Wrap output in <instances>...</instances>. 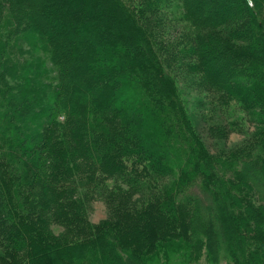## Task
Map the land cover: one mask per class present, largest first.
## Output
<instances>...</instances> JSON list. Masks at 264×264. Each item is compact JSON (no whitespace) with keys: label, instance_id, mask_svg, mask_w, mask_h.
Here are the masks:
<instances>
[{"label":"trees","instance_id":"obj_1","mask_svg":"<svg viewBox=\"0 0 264 264\" xmlns=\"http://www.w3.org/2000/svg\"><path fill=\"white\" fill-rule=\"evenodd\" d=\"M200 1L0 0V264H264V0ZM175 59L245 135L226 152Z\"/></svg>","mask_w":264,"mask_h":264},{"label":"rangeland","instance_id":"obj_2","mask_svg":"<svg viewBox=\"0 0 264 264\" xmlns=\"http://www.w3.org/2000/svg\"><path fill=\"white\" fill-rule=\"evenodd\" d=\"M221 1L222 0H210L209 2L215 3L217 4V6H219ZM200 2H202L200 3L201 11L205 13V9L207 10L209 9L207 5V3L209 2L207 0H201ZM172 7L175 8V11L179 10L177 9L176 5ZM172 16H175V12H172V15L170 17ZM168 25L166 27H161L158 29L160 31L161 36L164 37L163 39H166L167 41H169V43L172 44L173 46L177 45V43H180V41H184L183 39H181L182 34L183 32L185 33L189 28L183 27L182 24L177 23L175 26V28L177 29H175L174 31V28L172 29ZM20 41H22L21 44L23 45L25 49H28V50L30 48L33 49V55L26 53V56L29 57L35 65L36 63H38V61H41L43 59L45 60V66L52 67V63L50 62L49 59L45 57L41 49L32 48L30 44H28L27 41L25 40H20ZM169 62L172 63L171 64L172 71L177 76L180 82V85L183 89V95L186 100L187 107L189 109L193 122L196 128L202 133L203 138L205 142L207 143L210 151L214 154L222 153L223 151L228 150V148L234 145L235 143H238L239 141L244 139L245 135L237 131H230L227 133V135L225 134V137L222 136L223 134H221V131L223 130L225 121L220 120V118H215L217 117L216 112L219 109L216 110L210 105L211 103L208 104L209 100L208 98H205V94H203V92H201L200 90H197V85L196 83H194L193 76L188 73L186 68L184 69V67L179 66V63L181 62L179 59L178 60L175 59L174 61L171 60ZM55 76H56V73L51 69L49 71V76H44L46 83L54 84ZM212 109L214 111H212ZM223 111L226 112L227 110L225 111V109H223ZM212 114H215V115L211 116ZM241 114L242 112L233 110L232 113L228 114L227 116L232 121L233 119H235V117H241ZM193 190L194 192L198 194L202 193L201 189L198 187L197 188L195 187ZM88 213H89L91 220L94 223H97L100 220L110 217L109 208L107 207L106 203L102 199L91 201L89 203ZM54 229L57 232L59 231V227L57 226H54ZM199 264H208V263H206L205 258H203L202 260H200ZM220 264H223V261H221Z\"/></svg>","mask_w":264,"mask_h":264}]
</instances>
